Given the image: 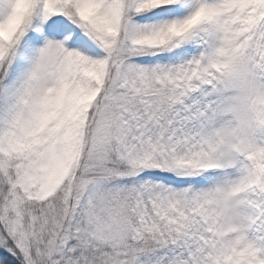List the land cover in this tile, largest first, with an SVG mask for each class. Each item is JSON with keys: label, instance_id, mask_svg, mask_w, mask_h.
Returning <instances> with one entry per match:
<instances>
[{"label": "snow or ice", "instance_id": "1", "mask_svg": "<svg viewBox=\"0 0 264 264\" xmlns=\"http://www.w3.org/2000/svg\"><path fill=\"white\" fill-rule=\"evenodd\" d=\"M0 264H264V0H0Z\"/></svg>", "mask_w": 264, "mask_h": 264}]
</instances>
